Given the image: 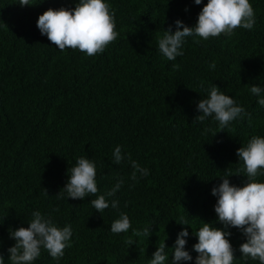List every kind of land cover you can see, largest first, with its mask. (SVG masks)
Returning <instances> with one entry per match:
<instances>
[{"label":"trees","instance_id":"1","mask_svg":"<svg viewBox=\"0 0 264 264\" xmlns=\"http://www.w3.org/2000/svg\"><path fill=\"white\" fill-rule=\"evenodd\" d=\"M31 2L21 7L19 0H0V256L5 264L14 244L8 232L27 227L37 210L60 227L70 224L73 235L59 261L41 249L33 264H149L164 240L171 254L181 227L189 231L186 249L195 257L192 231L202 221L221 227L210 189L226 175L230 184L246 182L236 149L253 136L264 137V108L249 93L252 84L264 88V0H249L256 18L252 30L237 27L199 43L188 37L174 61L160 54L158 38L176 19L193 26L207 0L201 5L108 0L118 35L94 56L60 51L36 27L44 11L74 7L75 0ZM212 63L215 69L209 68ZM212 84L246 113L223 130L211 117L203 123L195 119L196 103ZM117 145L127 154L119 165L112 163ZM79 157L95 162L98 192L73 200L60 194ZM129 160L149 175L130 179ZM119 179L120 190L106 197L118 200V208L96 212L89 201ZM256 180L264 182V175ZM121 212L131 227L113 234L110 225ZM181 220L188 225L178 224ZM151 223L147 239L134 235ZM231 232L230 243L238 248L243 237L235 228ZM234 255V264H259L241 260L238 251Z\"/></svg>","mask_w":264,"mask_h":264},{"label":"clouds","instance_id":"2","mask_svg":"<svg viewBox=\"0 0 264 264\" xmlns=\"http://www.w3.org/2000/svg\"><path fill=\"white\" fill-rule=\"evenodd\" d=\"M193 3L201 5L202 0H193ZM18 5L30 7L34 4L31 0H19ZM255 23V14L249 0H207L193 26H186L183 21L176 19L173 25L164 30L157 41L158 50L165 59L174 61L183 55L182 46L188 37H192L194 43H199L221 34L230 35L237 27L252 30ZM36 27L58 50L76 49L86 56L102 53L118 35L114 30V13L110 10L108 0H75L74 7L71 8H49L38 16ZM173 27L175 31L172 30ZM209 68L215 69V64H210ZM206 91V98L196 103L199 115L195 119L198 122L203 123L211 117L223 130L232 121L239 120L246 114L243 106L224 94L216 85L212 84ZM249 93L257 97V104L264 108V88L252 84ZM235 155L243 162L246 182H242L241 186L230 184L228 177L231 175H226L220 177V183L210 189V194L215 197V223H219L221 227L202 221V226L195 233L192 231L196 242L191 246V252L197 254L195 257L186 249L189 231L181 227L171 246V254L166 252L168 247L164 240L151 254L149 264H234L236 251L245 262L252 259L264 264V182L256 180L257 176L264 175V137H251L244 146L236 149ZM126 157V153L122 154L121 146L117 145L113 149V164L119 165ZM129 162L133 169L130 179L133 181L137 180V174L140 177L149 175L147 168L141 167L136 161ZM66 176L61 196L84 200L98 192L96 164L91 159L77 158L75 166ZM123 183V179L117 180L107 193L90 200L93 209L98 213L109 207L117 209L118 200L106 197L115 196ZM26 224L27 227L21 226L8 232L9 238L14 241L7 248V260L10 264H33L40 257L41 249L53 260L59 261L64 256V249L71 247L73 230L70 224L60 227L50 216L39 210L31 213V219ZM153 224L133 230L134 235L147 239ZM178 224L188 225L185 220ZM130 227L128 215L121 212L119 218L111 223L110 231L119 234L127 232ZM232 228L243 237L238 248H233L230 243ZM0 264H5L3 256H0Z\"/></svg>","mask_w":264,"mask_h":264}]
</instances>
